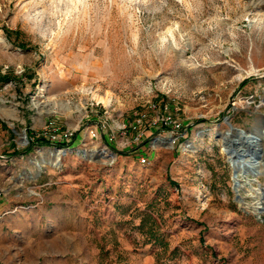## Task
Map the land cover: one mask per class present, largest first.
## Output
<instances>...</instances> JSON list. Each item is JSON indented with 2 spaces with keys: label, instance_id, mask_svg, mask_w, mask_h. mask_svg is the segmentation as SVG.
<instances>
[{
  "label": "rangeland",
  "instance_id": "374dc122",
  "mask_svg": "<svg viewBox=\"0 0 264 264\" xmlns=\"http://www.w3.org/2000/svg\"><path fill=\"white\" fill-rule=\"evenodd\" d=\"M0 264H264V0H0Z\"/></svg>",
  "mask_w": 264,
  "mask_h": 264
},
{
  "label": "built area",
  "instance_id": "2783aa9c",
  "mask_svg": "<svg viewBox=\"0 0 264 264\" xmlns=\"http://www.w3.org/2000/svg\"><path fill=\"white\" fill-rule=\"evenodd\" d=\"M155 123H160L161 125H165V127L170 132L179 131L181 128V122L178 118H176L170 111L166 108L162 110L161 113H158L154 119ZM45 136L50 141V143H62L64 141H68L72 138L74 133L73 130L61 129L60 126L56 125L55 122L50 119L45 124ZM141 160L145 161V157L142 156Z\"/></svg>",
  "mask_w": 264,
  "mask_h": 264
},
{
  "label": "water",
  "instance_id": "95a60500",
  "mask_svg": "<svg viewBox=\"0 0 264 264\" xmlns=\"http://www.w3.org/2000/svg\"><path fill=\"white\" fill-rule=\"evenodd\" d=\"M241 131L243 132V130H241ZM228 133H230V132L228 131L226 134H228ZM242 136L244 138H247V139L249 138V135H246V134H242ZM225 143L227 145L228 152L232 155L231 161H232L233 166H235L233 168L234 176L237 175L239 172L236 169V165L238 163L246 165V167L242 170V172H249V159H248V161L246 160V156L248 155V157H249V148L244 150V148L236 147L238 140L233 139V138H228L227 135H225ZM251 152H252L251 155H253L255 158L260 156L258 150H255V148H253L251 150ZM235 183L237 185L238 181L235 180Z\"/></svg>",
  "mask_w": 264,
  "mask_h": 264
},
{
  "label": "bare ground",
  "instance_id": "6f19581e",
  "mask_svg": "<svg viewBox=\"0 0 264 264\" xmlns=\"http://www.w3.org/2000/svg\"><path fill=\"white\" fill-rule=\"evenodd\" d=\"M245 134L246 135H249L250 136V134L249 133H246L245 132ZM237 147V146H236ZM226 148H227V145H226ZM257 149V148H256ZM245 150V149H244ZM263 151V149L261 148H259L258 149V152H259V154L261 153ZM229 153V152H228ZM230 154V153H229ZM231 155V154H230ZM250 157H252V159L251 160H249V165H252V167L254 168V172H255V174H256V168H258V166H261L262 164H263V162L261 161V160H258L257 158H259V157H257V158H255L253 155H251L250 154ZM60 158H61V153L60 152H56V153H54V156H53V158L51 159V161H50V163L52 164V165H58L59 163H60ZM248 159H249V157L246 159L247 161H248ZM257 159V160H256ZM233 165V164H232ZM235 166H233V168H234ZM246 167V165H244V164H241V163H238L237 165H236V169L239 171V172H241L244 168Z\"/></svg>",
  "mask_w": 264,
  "mask_h": 264
},
{
  "label": "trees",
  "instance_id": "16d2710c",
  "mask_svg": "<svg viewBox=\"0 0 264 264\" xmlns=\"http://www.w3.org/2000/svg\"><path fill=\"white\" fill-rule=\"evenodd\" d=\"M44 142H47V140L45 139V140H43ZM60 145H63V143H60Z\"/></svg>",
  "mask_w": 264,
  "mask_h": 264
}]
</instances>
